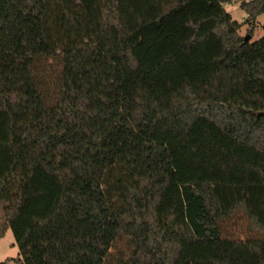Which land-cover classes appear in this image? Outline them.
I'll return each mask as SVG.
<instances>
[{
    "label": "trees",
    "instance_id": "trees-1",
    "mask_svg": "<svg viewBox=\"0 0 264 264\" xmlns=\"http://www.w3.org/2000/svg\"><path fill=\"white\" fill-rule=\"evenodd\" d=\"M263 14L0 0V264H264Z\"/></svg>",
    "mask_w": 264,
    "mask_h": 264
},
{
    "label": "rangeland",
    "instance_id": "rangeland-1",
    "mask_svg": "<svg viewBox=\"0 0 264 264\" xmlns=\"http://www.w3.org/2000/svg\"><path fill=\"white\" fill-rule=\"evenodd\" d=\"M223 8L230 15L233 22L242 25L239 31L240 36L243 37L244 39L249 37L247 33L250 26L247 24H243L244 20L246 19V18L244 19L245 13L235 4H224ZM255 24H256V28L254 29L250 42H255L264 36V14L260 15L257 18ZM222 227L224 231V236H227L233 240L244 241L249 238L264 237V235H260L256 232H248L246 229L247 222L241 216L240 213H237L231 219L224 221ZM121 247H122V242H117L116 247L110 250V258H109L110 263L115 264L116 252ZM17 254H18V250L17 247L15 246L12 231L8 230L5 236L2 239H0V263L4 262L7 259L16 258ZM9 264H13V263L10 262Z\"/></svg>",
    "mask_w": 264,
    "mask_h": 264
},
{
    "label": "water",
    "instance_id": "water-1",
    "mask_svg": "<svg viewBox=\"0 0 264 264\" xmlns=\"http://www.w3.org/2000/svg\"><path fill=\"white\" fill-rule=\"evenodd\" d=\"M244 41H249V37L245 38Z\"/></svg>",
    "mask_w": 264,
    "mask_h": 264
},
{
    "label": "crops",
    "instance_id": "crops-1",
    "mask_svg": "<svg viewBox=\"0 0 264 264\" xmlns=\"http://www.w3.org/2000/svg\"><path fill=\"white\" fill-rule=\"evenodd\" d=\"M238 6V5H237ZM239 7V6H238ZM247 16H246V14H245V17H244V19L246 18ZM257 21V20H256Z\"/></svg>",
    "mask_w": 264,
    "mask_h": 264
},
{
    "label": "built area",
    "instance_id": "built-area-1",
    "mask_svg": "<svg viewBox=\"0 0 264 264\" xmlns=\"http://www.w3.org/2000/svg\"><path fill=\"white\" fill-rule=\"evenodd\" d=\"M245 2H247L248 0H244Z\"/></svg>",
    "mask_w": 264,
    "mask_h": 264
}]
</instances>
